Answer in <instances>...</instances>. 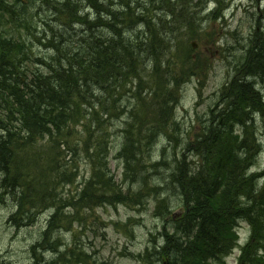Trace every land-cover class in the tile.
<instances>
[{"label":"trees","instance_id":"16d2710c","mask_svg":"<svg viewBox=\"0 0 264 264\" xmlns=\"http://www.w3.org/2000/svg\"><path fill=\"white\" fill-rule=\"evenodd\" d=\"M115 1L119 10L108 0H0V140H8L11 146L7 148L9 158L7 150L0 149V163L13 161L24 139L48 135L39 139L37 157L33 154L17 180L2 178L10 184L3 195L10 196L18 207L10 221L15 225L34 223L42 207L52 204H56L59 215L65 200L62 192L76 183L85 165L92 175L67 204L75 208L72 215L79 211L84 215L86 210L107 203L142 206L146 191L151 189L156 196L155 214L167 212L172 205L183 209L180 215L171 217L172 229L161 232L159 241L173 245L168 254L163 253L166 264H226L225 257L237 245L241 221L249 224L250 232L240 247L239 259L247 264H264V159L256 166L264 148L256 127L260 118L264 135V91L255 89L248 80L257 74L264 83V60L253 68L255 58H264V40H252L258 54L251 49L249 59L234 64L229 84L226 88L223 85L209 107L211 123L201 122L194 135L192 130L185 131L182 149L180 135L169 130L180 127L171 107L180 99L181 89L168 96L165 92L170 86L182 87L194 76L198 78L203 70L189 63V53L182 55L187 58L180 63L175 57L178 46L194 37L191 28L199 27L188 23L195 17L184 20L180 15L190 1L180 3L177 17L175 1ZM149 2L161 4L145 13L142 7ZM90 6L97 11L94 33L90 34L86 25L57 31L42 17L48 8L53 9L52 19L57 20L74 17L77 10ZM164 7L170 8L166 16ZM128 17L134 24L143 21L145 34L138 39L121 29L125 26L121 22ZM80 19L85 24L87 17ZM27 34L52 49L49 60L54 61L56 80L50 85L43 70L34 68L40 59ZM181 36H185L184 42ZM153 45L158 47L151 51ZM185 47L193 48L190 43ZM62 59L63 68L58 63ZM49 60L41 61L45 66ZM150 60L149 66H160L137 74ZM46 84L48 90H44ZM159 93L160 103L156 100ZM47 110L54 114L51 126L41 120ZM148 115L154 120L145 123ZM118 117L122 121L120 130L108 123ZM159 138L162 144L155 151ZM59 139L63 144L54 146L53 141ZM110 153H115L120 163L124 183L116 181L111 173ZM191 154L197 161L189 166L187 157ZM128 167L137 172L134 182L128 177ZM159 169L168 171L163 179L154 177ZM28 173L31 175L25 179ZM147 178L153 181L147 183ZM48 216L47 224L57 227V216ZM57 243L46 240L43 245L62 248L61 237H57ZM154 247L159 262L163 255L159 256L162 253L158 249L164 250L157 244ZM150 249L147 246L146 250ZM57 253L47 261L41 255H32L31 264L96 263L91 254L78 253L67 243ZM143 253L137 257L146 264H158L149 252Z\"/></svg>","mask_w":264,"mask_h":264},{"label":"rangeland","instance_id":"374dc122","mask_svg":"<svg viewBox=\"0 0 264 264\" xmlns=\"http://www.w3.org/2000/svg\"><path fill=\"white\" fill-rule=\"evenodd\" d=\"M188 1L195 8V2L198 0ZM209 1H206L203 10L199 13L201 16L199 27L191 28L190 31L194 37L189 40V43L194 41L196 46L187 48L185 46L189 43L181 44L178 46L180 51L175 56L180 63L187 58L182 55L189 53V55L191 54L189 63L196 68H203L198 78L194 76L193 79L182 85L180 101L175 111L180 127L169 128L171 133L176 130V134L182 136H185V131L189 133L191 130L193 135L196 134L197 127L203 122V118L201 120L200 118L209 113V107L213 106L218 98L219 92L217 90L234 74V64L240 61L243 47L250 43V34L251 36L254 33L263 34L261 32L264 30V0H219V2L213 0L215 3L208 4ZM206 5L208 9L216 8L214 13L210 14L208 9L205 10ZM176 8L180 10V7ZM164 10H166L165 7ZM259 26L261 27L260 30L258 29ZM25 36L32 40V49L35 54L44 51L43 45L37 43L32 35L27 34ZM181 39L184 42L185 36H181ZM230 46H234V55L237 53L234 61H232L234 56L231 57L233 55L232 50L226 49ZM250 80L258 88H263L264 85L259 77L251 76ZM257 119L259 120L256 125L257 134L263 140L264 145L262 122L260 118ZM160 140L161 138L158 139L157 143ZM161 144L156 145L155 151ZM169 147L171 148L170 145ZM115 153H110L111 173L116 181L124 183L120 163L115 158ZM196 159L197 156L194 154L187 157L190 164L196 162ZM263 159L264 148L261 155L258 156L256 166ZM167 173L168 171H165L157 177L163 179ZM90 174L92 175L91 168L83 165L76 183H70L65 187L62 192L63 198H65L63 212L57 215L55 222V225L61 230L55 232L51 229L52 227L54 229V226L47 224L48 217H50L48 215L51 214V207H47V205H44L39 211L34 223L25 226L24 224L15 225L14 222H11L10 217L12 213L18 211V207H16L15 201L10 196L3 195L0 189V264H31L30 247L42 240L45 232L48 235L53 233L56 237H61L62 248H55L58 252L64 249L66 243L70 247L74 245V249L78 253L87 252L91 254L92 259L96 262L94 264H98V260H107L110 264H145L137 257L138 254L145 252L149 244H155L156 240L161 238L163 230L167 232L172 229L170 219L173 214L182 213V207L173 205L168 207L165 215V229H160L162 218L154 213L156 196L151 189L146 191V201L144 200L145 203L142 206L107 203L86 210L84 215L80 211L78 215H72L71 213L75 208L71 205L66 208L65 206L73 201L74 192H78L83 187L85 179ZM149 181L152 182L153 180L147 178L146 182ZM124 187L126 189V185ZM16 214L17 212L14 216ZM132 222H136V224L131 225ZM249 232V224L245 221L239 222V234L237 235L240 244H244L248 240ZM76 246H79L80 249ZM239 249L240 246L227 255L226 264H240ZM48 253L50 256L45 255L47 260L56 256V253L51 250H48ZM164 258L159 262L156 258L153 260H156L158 264H166Z\"/></svg>","mask_w":264,"mask_h":264},{"label":"bare ground","instance_id":"6f19581e","mask_svg":"<svg viewBox=\"0 0 264 264\" xmlns=\"http://www.w3.org/2000/svg\"><path fill=\"white\" fill-rule=\"evenodd\" d=\"M108 1H109V4H110V6L112 8H114L116 10L117 9L119 10V6H117L115 0H108ZM141 1H146V0H141ZM169 1H174V0H169ZM183 1H185V0H176L174 2L175 7H179L180 6V3H182ZM206 1L207 0H198V1H196L195 2V8L192 7V5H190L180 15H183L184 20H187L189 16L195 17V18H193L192 22H188V23H190L193 26H196L195 24H197L199 26V23H200L199 19L201 18V16H199V13L203 10L204 5L206 4ZM218 2H219V0H218ZM210 3H215V2L213 0H210L208 4H210ZM159 4H161V3L160 2H149L144 7H142L143 8V12L150 13ZM196 7H198V8H196ZM207 9H208V7L206 5L205 10H207ZM169 10H170V8H166V14H165V16L167 15V12H169ZM180 10H181V8H180ZM180 10H179V8H176V10L174 11V14L176 15V17H177V15H178V13H179ZM208 10H209V13L212 14V13H214V10H216V8L213 9V10L212 9H208ZM69 11H74V10H69ZM76 12H78V13L74 17H73V15H70V16L65 17V18L53 20L52 19V14H54L53 13V9L48 8V9L44 10V13H43V16L42 17H43V19H46L47 25L48 24H52L53 27L55 29H57V31L59 29L64 30V28H67V29H82V28H85V25H86L89 34L90 33H94V26H95V19H96L95 16H96V13H97V11L94 9V7L90 6L89 8H85L83 10H77ZM98 13H101V11H99ZM209 13H208V15H209ZM82 16H86L87 17V19L85 20V24H83L84 22H82V20L80 19V17H82ZM142 23H143V21H139L138 20L137 24H134L133 21L131 20V18L128 17L123 22H121V25H125L121 29H122V31H124L126 33V35H129V36H131L134 39H136V38L138 39L139 36L142 33L145 34V31L141 27ZM258 29L260 30L261 27L259 26ZM261 33H263V34L254 33L253 36H251V34H250V43L247 44V45H245L243 47V54L240 57V61L244 60L247 57H248V59L250 58V56H249L248 53H250L251 49L256 54H258V51H256V47L253 45L252 40H256L257 38L260 41L261 40H264V30ZM157 47H158V45H156V46L153 45L152 48H151V51L152 50L154 51ZM43 48H44V51H42L40 54H36L37 57H38V59H40V60L39 61H36L34 63V68L35 69H38V70H43V75L46 77L47 80H50V82L47 83V84L50 85L51 82H55V80H56V76H55V74L52 71V64L54 63V61H53V59H50L49 60V56L52 54V49L49 48V47H46V46H43ZM226 49L229 50V51L232 50V54L233 55L231 57L234 56L233 59H232V61H234L235 58H236V54H237L236 53L234 55V53H233L234 46H230V47H228ZM258 50H259V48H258ZM260 52H262V51H260ZM47 59L49 61L44 66L42 64V61L45 62ZM263 60H264V58H261V57L255 58L253 60L254 61L253 62V68H256L257 69V66H258L257 64L259 62L263 61ZM161 61L162 62L165 61V58L161 59ZM58 63H59L60 66L63 65L65 63L64 62V59L60 60ZM151 64H152V62L150 60L149 62H147V64H146L147 66L140 68L141 71H139L137 74L148 73V72L152 71L153 69L156 70V68L160 66L158 64L157 65H153V66H149ZM61 67L63 68L64 66H61ZM253 76L259 77V75H257V74H254ZM120 77H125L126 78L127 76L125 74H121ZM250 77L248 78V80L250 81V84H252L255 89L257 88V89H260V90L264 91V86H263V88H258L256 86V84L253 81L250 80ZM261 83L264 85V83H263L262 80H261ZM47 84L44 86V90H48L49 89V87H48ZM228 84H229V79H227V81L225 83H223L219 87L220 89H218L217 92H220V90L222 89L223 85H225L224 87L226 88ZM95 87L98 88L97 86H95ZM180 89H182L181 86H178L177 87L176 85H174V86H170L169 87V90H166V92L165 91L164 92H165V95L168 96L170 94H178V91H180ZM44 90H43V92L45 93ZM96 92L99 94L100 93L99 92V89H97ZM102 94L106 95L105 92L101 91V95ZM46 99L49 100L47 97H46ZM156 100L159 101V103L161 102V94L160 93L156 97ZM179 101H180V99L177 102H174L173 101V104H172L173 107H171V103H170L169 106L172 108V110H175L176 111L177 106L179 104ZM156 107H159V106L156 105ZM122 115L123 114H121V116ZM53 117H54V114H50L48 112V110H47L41 116V120L46 125H50L51 126V125H53L52 124V121L54 120V119H52ZM149 117H150V115H148V118H146L145 123L154 120V119H152V117H150V118ZM211 117L213 118V115L211 113H207V114H205L204 117H201L200 120L203 118V122H206L207 121V123H209V120H210ZM108 123L112 127L115 126L116 129L118 128L120 130L122 128V127H120L121 126V123H122V121L120 120V117L114 118L112 120H109ZM1 136L2 135L0 133V139H1ZM47 136L48 135L40 136V135L36 134L35 135V139H31V138L24 139L23 140V144H22L23 147L18 151V156L13 161H11V162H9V160L5 159V161L3 163H0V179L5 178L7 180H9V179L17 180L20 177L21 173L27 168V165L30 163L31 159L33 158L32 157L33 154L36 153V156L35 157H37L38 152H35V151L37 149H39V146H38L39 145V143H38L39 142V139L40 138H45ZM178 136H179V134H178ZM180 138L181 139H180V141L178 140L179 141L178 144L183 149V145H184L183 138H184V136H182L180 134ZM35 141H36V143H35ZM44 141H45V139H44ZM62 144H63V140H60L59 139V140H54L53 141V145L54 146H59V145H62ZM9 147H11V146H10V143H9L8 140H0V149L7 150V148H9ZM7 157L8 158L10 157V155L8 153V150H7V156H6V158ZM188 164L190 166V162H188ZM165 171H166V169H159V170L155 171V174H157L158 176H160ZM127 174H128L129 179H131V181L134 182L135 181V177L137 176V172L134 170V168L128 167L127 168ZM30 175L31 174L28 173L26 175V178L25 179H27L28 177H30ZM157 175H154V177H157ZM5 179L0 180V189L2 190V192H7L8 191L7 188L10 187V184L7 183V180L5 182ZM176 198H177V196H175V201H176ZM56 211H57L56 204H52L51 205V213L54 214L55 216H57L58 214H57ZM165 215H166V211H159V213L156 214V216H159L160 218H162L161 219V225H160L161 228L160 229H162L163 226L166 225V217H165ZM134 224H136V222H134V223L132 222L131 225H134ZM24 225L26 226L27 224H24ZM54 228L56 230H54L53 232L60 231L61 230L58 227H54ZM159 239L160 238H158V240H156V243L155 244H153V245L149 244L148 245L149 249L150 248L151 249L149 251L148 250H145V254H146V251H147V252L150 253L149 255L152 258H156L155 255H157V253L155 254V252H154V248H155L154 246L156 244H157V247H161V249L164 250V251H159V249H158V252L159 253H162V254H159V256L160 255H163V257H164V254L163 253L166 252L168 254L170 252V249L173 247V245L171 244V242H165V241L164 242L163 241L160 242ZM46 240H53V243L55 245H58V243H57V237H56L55 234L52 233V234H49V235H44L43 238H42V240L36 242L32 247H30L29 254L30 255H33V256L34 255H41V256H43V258H44L45 261H47V259H45V255L48 254V256H50V254L48 253V250H51V251L55 252L56 254H58L57 253L58 251L56 249H54L52 247V245H50L51 247H46V248H43L42 247V246H46V245H43V242L46 241ZM41 244H42V246H40ZM155 249H157V248H155ZM53 258H55V257H53ZM162 258H160V260ZM141 261L145 263V261H143L142 259H141ZM98 262H104V264H110V262L108 263V262H106V260H98Z\"/></svg>","mask_w":264,"mask_h":264}]
</instances>
